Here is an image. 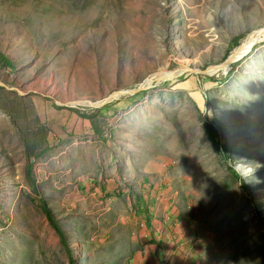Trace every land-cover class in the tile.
Segmentation results:
<instances>
[{"label":"rangeland","instance_id":"1","mask_svg":"<svg viewBox=\"0 0 264 264\" xmlns=\"http://www.w3.org/2000/svg\"><path fill=\"white\" fill-rule=\"evenodd\" d=\"M261 29L264 0H0V264H129L150 175L201 264H264Z\"/></svg>","mask_w":264,"mask_h":264},{"label":"crops","instance_id":"2","mask_svg":"<svg viewBox=\"0 0 264 264\" xmlns=\"http://www.w3.org/2000/svg\"><path fill=\"white\" fill-rule=\"evenodd\" d=\"M51 115L56 118L66 113L57 114L52 109ZM160 181L161 178L155 175L148 176L140 186L138 197H134L138 203V216L128 220L126 225L127 229L130 228L129 264H201L199 256L204 251L200 247L202 239L194 235L191 223L186 227L188 223L177 222L175 211L171 209V198L167 199L163 194L166 190L158 185ZM94 192H98L97 188ZM116 200L112 198V204ZM94 201L99 202L97 198ZM108 212L104 209L106 215ZM121 222L125 224V219ZM104 224H108L110 231L112 221L104 218Z\"/></svg>","mask_w":264,"mask_h":264},{"label":"bare ground","instance_id":"3","mask_svg":"<svg viewBox=\"0 0 264 264\" xmlns=\"http://www.w3.org/2000/svg\"><path fill=\"white\" fill-rule=\"evenodd\" d=\"M264 34V29H261L258 31L257 35L258 36H262ZM258 36H256L255 34L254 35H251L249 36L244 42L243 44L240 46L239 50L237 51L236 54H233L234 52H232V54L229 56V58L225 61V62H228V63H231L233 62V59L234 58H241L245 55L246 51H249L250 48L252 47V43L253 41L257 40L258 39ZM248 49V50H247ZM223 64V63H222ZM218 65L221 67V65Z\"/></svg>","mask_w":264,"mask_h":264},{"label":"water","instance_id":"4","mask_svg":"<svg viewBox=\"0 0 264 264\" xmlns=\"http://www.w3.org/2000/svg\"><path fill=\"white\" fill-rule=\"evenodd\" d=\"M146 87H142V88H138V89H134V90H131V91H128V92H124V93H133V94H136L138 91H140V90H142V89H145ZM118 93V92H117ZM124 93H119V94H124ZM114 96H116V93H114V94H112L104 103H95V105H98V106H100V105H103V104H105L107 101H110V100H112V98L114 97Z\"/></svg>","mask_w":264,"mask_h":264},{"label":"trees","instance_id":"5","mask_svg":"<svg viewBox=\"0 0 264 264\" xmlns=\"http://www.w3.org/2000/svg\"><path fill=\"white\" fill-rule=\"evenodd\" d=\"M210 129H212V126H210Z\"/></svg>","mask_w":264,"mask_h":264}]
</instances>
